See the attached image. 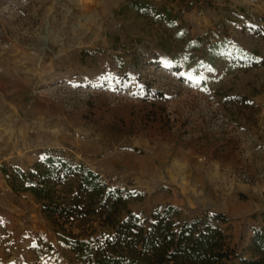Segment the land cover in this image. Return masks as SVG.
<instances>
[{
	"label": "rangeland",
	"instance_id": "1",
	"mask_svg": "<svg viewBox=\"0 0 264 264\" xmlns=\"http://www.w3.org/2000/svg\"><path fill=\"white\" fill-rule=\"evenodd\" d=\"M46 155L122 189L120 218L174 206L177 222L224 234L227 264L250 258L264 226V0H0V264H86L21 190L17 169Z\"/></svg>",
	"mask_w": 264,
	"mask_h": 264
},
{
	"label": "trees",
	"instance_id": "2",
	"mask_svg": "<svg viewBox=\"0 0 264 264\" xmlns=\"http://www.w3.org/2000/svg\"><path fill=\"white\" fill-rule=\"evenodd\" d=\"M2 171L16 188L18 180L6 167ZM16 172L21 190L42 204L43 212L61 229L60 241L86 264H227L230 260L219 229L201 225L202 221L177 222L180 212L174 206L157 207L146 219L132 212L120 218L126 208L123 190L109 189L98 173L83 164L46 155L30 171ZM90 222H100L108 232L94 237L95 228H83ZM75 228L81 233L75 234ZM251 249V257H241L239 264H264V226L255 231Z\"/></svg>",
	"mask_w": 264,
	"mask_h": 264
},
{
	"label": "built area",
	"instance_id": "3",
	"mask_svg": "<svg viewBox=\"0 0 264 264\" xmlns=\"http://www.w3.org/2000/svg\"><path fill=\"white\" fill-rule=\"evenodd\" d=\"M5 222H6L7 224H11V221H10V220L5 219Z\"/></svg>",
	"mask_w": 264,
	"mask_h": 264
}]
</instances>
